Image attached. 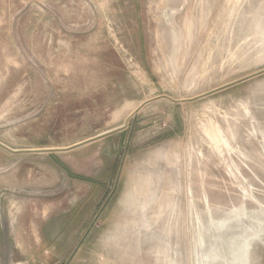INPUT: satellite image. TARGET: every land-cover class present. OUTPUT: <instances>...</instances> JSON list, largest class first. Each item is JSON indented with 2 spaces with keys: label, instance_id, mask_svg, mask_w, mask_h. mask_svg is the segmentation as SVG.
I'll use <instances>...</instances> for the list:
<instances>
[{
  "label": "rangeland",
  "instance_id": "1",
  "mask_svg": "<svg viewBox=\"0 0 264 264\" xmlns=\"http://www.w3.org/2000/svg\"><path fill=\"white\" fill-rule=\"evenodd\" d=\"M0 144L58 264H264V0H0Z\"/></svg>",
  "mask_w": 264,
  "mask_h": 264
},
{
  "label": "crops",
  "instance_id": "2",
  "mask_svg": "<svg viewBox=\"0 0 264 264\" xmlns=\"http://www.w3.org/2000/svg\"><path fill=\"white\" fill-rule=\"evenodd\" d=\"M121 127L123 125L108 128L102 134ZM102 134L92 135L67 148L57 149L66 150ZM102 139L73 149H80L86 145L93 146ZM131 142L135 143V139L133 138ZM7 149L16 153L15 150ZM54 149L52 145H48L45 148H34L29 152L43 154ZM27 168L23 169L21 175L13 165L11 176L0 181V193L3 190L8 191L0 196V264H58L70 246L69 236L75 234V229L64 226V219H67L69 214L77 212L79 196H76L74 203H66L62 197L56 196L53 190L50 196L43 194L46 193L44 187L27 178ZM36 170L42 171L40 168ZM63 205H66V208Z\"/></svg>",
  "mask_w": 264,
  "mask_h": 264
},
{
  "label": "water",
  "instance_id": "3",
  "mask_svg": "<svg viewBox=\"0 0 264 264\" xmlns=\"http://www.w3.org/2000/svg\"><path fill=\"white\" fill-rule=\"evenodd\" d=\"M234 84H236V83H233V84H230V85H228V86H225L224 88L230 87V86H232V85H234ZM224 88H222V89H224ZM172 100H173V99H172ZM173 101H175V100H173ZM188 101H190V100H188ZM175 102H177V101H175ZM137 111H138V110H137ZM137 111H136V112H137ZM124 128H125V126L121 127V128L118 129V130H115V131H112V132H109V133H106V134L99 135L98 137H96V138H94V139H92V140H88V141H85V142L79 143V144H77V145H75L74 147H71V148H69V149H73V148H75V147H79V146H82V145L88 144V143H90V142H92V141H95V140H97V139H101V138H104V137H107V136H111V135H113V134H115V133H117V132L123 130ZM0 145H1V144H0ZM69 149H66V150H69Z\"/></svg>",
  "mask_w": 264,
  "mask_h": 264
}]
</instances>
